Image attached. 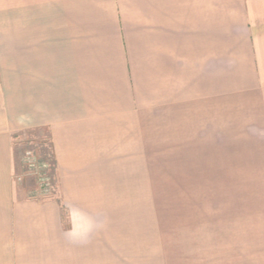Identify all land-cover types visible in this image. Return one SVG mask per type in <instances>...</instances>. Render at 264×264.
<instances>
[{"label":"crops","instance_id":"0c3cea01","mask_svg":"<svg viewBox=\"0 0 264 264\" xmlns=\"http://www.w3.org/2000/svg\"><path fill=\"white\" fill-rule=\"evenodd\" d=\"M0 264H264V0H0Z\"/></svg>","mask_w":264,"mask_h":264},{"label":"rangeland","instance_id":"374dc122","mask_svg":"<svg viewBox=\"0 0 264 264\" xmlns=\"http://www.w3.org/2000/svg\"><path fill=\"white\" fill-rule=\"evenodd\" d=\"M36 135L39 137H47L46 131L44 132L42 130ZM14 149L18 168L15 174V180L17 184L25 185L26 194L38 198L56 195L58 193V183L52 177V162L50 161L48 153V151L50 152L49 142L45 141L44 145L40 147L34 135L28 138L26 134L20 133L14 138ZM28 152H31L33 155L32 158L36 160L38 170L33 171L26 164L25 161ZM48 182H50V185ZM156 186H165V183L162 180H156Z\"/></svg>","mask_w":264,"mask_h":264},{"label":"built area","instance_id":"2783aa9c","mask_svg":"<svg viewBox=\"0 0 264 264\" xmlns=\"http://www.w3.org/2000/svg\"><path fill=\"white\" fill-rule=\"evenodd\" d=\"M32 157H33V155L31 154V152H28L25 162L31 170L33 169V171H35L36 169L38 170V168L36 165V160L33 159ZM48 184L50 185V182H48Z\"/></svg>","mask_w":264,"mask_h":264}]
</instances>
